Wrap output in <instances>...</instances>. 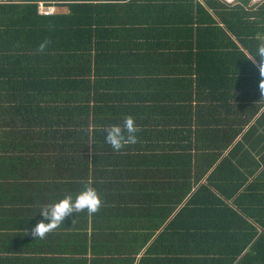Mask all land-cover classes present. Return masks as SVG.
<instances>
[{
    "label": "trees",
    "instance_id": "16d2710c",
    "mask_svg": "<svg viewBox=\"0 0 264 264\" xmlns=\"http://www.w3.org/2000/svg\"><path fill=\"white\" fill-rule=\"evenodd\" d=\"M40 1L67 11L40 14ZM145 3L158 12L150 23L177 27L173 32L189 40L194 76L190 99L196 98L192 93L199 73L214 78L215 65L225 62L215 57L218 52L236 54L238 113L257 116L254 123L243 131L239 120L230 134L225 120L218 126L216 121L203 123L199 130L194 112L187 133L178 129L164 137L172 152L114 153L105 142V130L91 122L84 93L99 58L100 36L120 25L113 16L123 5L106 0H0V173L54 164L51 173H71L70 184L59 189L75 197L88 182V173H105L90 166L139 167L115 172L125 182L91 180L103 201L91 216L93 236L107 234L111 244L123 237L130 238L131 246L134 238L140 241L122 263L135 264L141 251L138 264H264V93L259 87L264 78L250 60L264 42V0ZM43 40L51 43L44 54H36ZM203 57L206 64H201ZM70 91H75L76 99L70 101L76 105L69 108L62 93ZM140 140L136 146L141 151L157 146L150 137L144 138L146 144ZM64 165L71 170L58 171ZM48 187L57 186L50 182ZM101 214L106 215L102 228L101 220L95 222ZM87 215L78 213V219ZM82 222L81 229L87 221Z\"/></svg>",
    "mask_w": 264,
    "mask_h": 264
},
{
    "label": "crops",
    "instance_id": "0c3cea01",
    "mask_svg": "<svg viewBox=\"0 0 264 264\" xmlns=\"http://www.w3.org/2000/svg\"><path fill=\"white\" fill-rule=\"evenodd\" d=\"M106 1L122 4L123 11L113 16L120 20V25L112 27L110 33L102 34L98 41L99 58L91 69L88 76L90 85L86 86L84 93L85 105L90 108V120L99 125L97 128L105 130L111 125L121 124L124 116L131 115L141 129L137 133L140 144L148 143L144 138L150 137L158 146L141 151L135 144L117 154L172 152V148L167 147L169 140L164 137H169L174 130H187L194 112L199 130H202L203 123L210 126L216 121L215 126H218L219 120H225L226 132L230 134L237 129L239 120L244 123L240 124L243 131L254 123L257 116L249 117L245 111L238 113L235 53L229 50L228 56L223 53L220 56L218 52L215 57L218 61L224 57L225 62L215 65L217 72L214 78L199 73L198 88L196 93H192L196 98L192 96L190 99L189 86L194 76L188 62V38L173 32L177 27L168 24L155 27L150 23L151 19H157L158 12L147 7L145 0ZM55 9L56 12L67 11L65 6H55ZM124 23H127L126 27ZM206 59L203 57L201 64H206ZM62 94L65 101L68 100L66 107L76 105L70 101L76 99L75 91ZM45 167L17 166L13 169H20V172L0 173V182L4 183H0V264H124L122 260L131 257L129 251L136 250L140 241L134 238L131 246L130 238L123 237L115 241L116 244H111L107 234L93 236L95 233L91 229L89 215L87 219L79 217V220L78 213L72 214L44 239L37 240L31 235V230L44 221L39 214L41 206L57 202L69 192L59 187L70 184L71 173H51L54 164ZM96 167L90 166L89 170L105 173H88V182L92 177L101 183L125 182L118 178L124 176L115 172L139 168L110 163ZM65 170H71L69 165L58 168V171ZM128 177L125 176L130 181ZM50 182L57 187L49 189ZM100 218L95 222L98 225L101 220L102 228V219H106V215L101 214ZM83 220L87 221L82 227L85 230L80 226ZM142 255L140 251L135 264Z\"/></svg>",
    "mask_w": 264,
    "mask_h": 264
},
{
    "label": "clouds",
    "instance_id": "9594fccd",
    "mask_svg": "<svg viewBox=\"0 0 264 264\" xmlns=\"http://www.w3.org/2000/svg\"><path fill=\"white\" fill-rule=\"evenodd\" d=\"M50 43V40L41 41L35 50L36 54H44ZM250 60L258 68L260 77L264 78V42L257 45L255 54ZM259 87L261 92L264 93V79L261 80ZM140 131L141 129L137 126L135 118L126 115L123 117L121 124L111 125L105 129V133H107L105 142L114 153H119L125 147L139 143L137 133ZM102 206L103 201L97 189L91 182H85L81 191L75 197L69 193L57 202L41 206L39 214L47 222H39L31 230V235L37 240L44 239L49 233L59 228L65 219L72 214L86 212L89 216H92L98 213Z\"/></svg>",
    "mask_w": 264,
    "mask_h": 264
},
{
    "label": "built area",
    "instance_id": "2783aa9c",
    "mask_svg": "<svg viewBox=\"0 0 264 264\" xmlns=\"http://www.w3.org/2000/svg\"><path fill=\"white\" fill-rule=\"evenodd\" d=\"M54 6L45 4L44 2H38V13L40 14H52L54 13Z\"/></svg>",
    "mask_w": 264,
    "mask_h": 264
},
{
    "label": "rangeland",
    "instance_id": "374dc122",
    "mask_svg": "<svg viewBox=\"0 0 264 264\" xmlns=\"http://www.w3.org/2000/svg\"><path fill=\"white\" fill-rule=\"evenodd\" d=\"M225 1L226 3H234L235 0H223ZM262 0H253V3H257V2H260ZM62 12L66 11V9H62L61 10ZM54 12H56V9L54 8Z\"/></svg>",
    "mask_w": 264,
    "mask_h": 264
}]
</instances>
